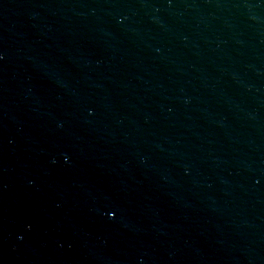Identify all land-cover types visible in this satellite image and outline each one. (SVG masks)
Listing matches in <instances>:
<instances>
[{
	"label": "water",
	"instance_id": "1",
	"mask_svg": "<svg viewBox=\"0 0 264 264\" xmlns=\"http://www.w3.org/2000/svg\"><path fill=\"white\" fill-rule=\"evenodd\" d=\"M0 264H264V0H0Z\"/></svg>",
	"mask_w": 264,
	"mask_h": 264
}]
</instances>
